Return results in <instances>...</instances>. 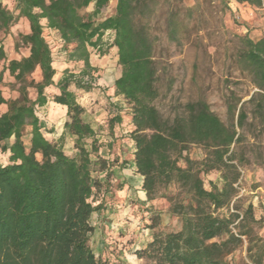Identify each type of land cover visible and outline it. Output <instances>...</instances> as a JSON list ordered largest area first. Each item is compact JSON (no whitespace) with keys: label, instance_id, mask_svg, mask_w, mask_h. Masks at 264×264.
I'll return each mask as SVG.
<instances>
[{"label":"trees","instance_id":"1","mask_svg":"<svg viewBox=\"0 0 264 264\" xmlns=\"http://www.w3.org/2000/svg\"><path fill=\"white\" fill-rule=\"evenodd\" d=\"M11 1V7L0 2V34L3 38L23 20L28 31L14 36L13 49L25 47L28 54L6 58L0 38V83L7 74L17 93L6 98L0 91V105H5L0 113V264H123L111 254L114 248L96 256L89 239L92 215L124 201L129 186L117 180L114 169L129 163L142 179L145 199L131 204L128 214L150 219L144 225L149 239L136 250L138 258L148 264H233L229 255L247 237L242 264H264V242L253 240L251 227L262 218L238 197L247 161L239 152L245 138L239 131L248 114L261 120L264 133V34L239 37L236 63L248 74L253 92L246 100L227 98L229 124L203 100L187 102L182 112L163 118L154 104L159 95L154 40L142 21L159 0H115L112 14L100 20L109 0ZM233 1L264 10V0ZM91 4V12H82ZM45 30L57 35L65 62L81 63V77L71 73L69 64L54 60ZM107 30L113 38L105 47ZM171 31L175 36L176 29ZM110 47L120 68L111 96L125 106L108 103L107 118L94 128L82 118L78 91L93 88L83 80L93 70L91 50L105 54ZM51 105L65 108L57 140L48 138L53 130L38 114ZM65 134L72 137V154L64 151ZM190 144L203 149V158H190ZM211 172L219 174L216 181L206 178ZM170 184L176 192L165 193ZM158 198L180 219L178 230H162L153 209Z\"/></svg>","mask_w":264,"mask_h":264},{"label":"rangeland","instance_id":"2","mask_svg":"<svg viewBox=\"0 0 264 264\" xmlns=\"http://www.w3.org/2000/svg\"><path fill=\"white\" fill-rule=\"evenodd\" d=\"M114 5L115 0H109L97 19L112 14ZM8 6H13V3ZM92 9L91 4L82 12H91ZM142 21L148 23L154 40V56L159 76V95L154 104L162 117L172 118L182 112L187 102L203 100L223 122L229 124L227 98L246 100L253 92L248 74L241 72L236 63L239 37L248 33L251 38L257 39L264 34V10L238 4L233 0H159L154 11L143 16ZM25 28L24 21L19 20L10 29L12 38L18 32H24ZM173 28L176 29V34L172 37ZM44 34L54 46V60L72 67V63L65 62L66 54L59 49L57 35L49 30H45ZM0 38L4 39L1 34ZM112 38L113 32L107 30L103 35L105 47ZM26 52L25 47L14 51L13 41L5 44L6 58L23 56ZM90 64L93 70L83 80L93 88L89 92L78 91V101L85 108L82 118L95 128L107 118L108 103L117 102L121 106L125 104L121 98L111 96L112 83L120 72L115 47L108 48L105 54L91 50ZM81 69V63H77L72 67L71 73L81 77ZM33 76L37 77V74ZM9 80L8 75L4 74L0 83V91L6 98L17 95L11 89ZM30 93L33 95L32 90ZM249 110L250 106L247 107V111ZM38 114L47 122V127L53 130L48 136L57 140L63 132V122L66 119L64 111L57 110L52 116L47 108ZM260 130L261 120L248 114L244 129L239 131L245 136L239 145V152L244 153L247 161L241 168L238 197L241 205L251 203L255 207L256 216L262 218L251 227L253 240L264 242V133ZM28 139L29 135H24L26 146ZM64 151L67 154L73 153L72 137L69 134L64 135ZM187 152L194 160H200L204 156L203 149L197 144H190ZM0 160H3L1 154ZM114 174L118 181L129 186L124 194L125 199L118 207L107 210L101 216L92 215L94 231L89 244L96 256L106 251L105 249L114 248L111 254L116 255L117 260L123 264H148L136 256V250L146 246L150 233L144 225L150 223V219L147 216L140 221L128 214L131 204L145 199L140 189L142 179L135 173L131 163L125 169H114ZM218 176L217 172H211L206 178L216 181ZM164 192H176L175 185L170 184ZM153 209L160 216L163 231H176L180 228V219L168 213V202L164 198L154 200ZM247 245V237H241L239 246L228 259L233 264L246 262Z\"/></svg>","mask_w":264,"mask_h":264},{"label":"crops","instance_id":"3","mask_svg":"<svg viewBox=\"0 0 264 264\" xmlns=\"http://www.w3.org/2000/svg\"><path fill=\"white\" fill-rule=\"evenodd\" d=\"M1 3H4V4H8V5H11L12 2H9V0H0ZM20 21H23V20H20ZM28 31V27L26 25V28L24 29V32H27ZM13 33H8L7 35L4 36V39L2 40V44H3V47H4V50H5V44L6 43H12L13 41ZM28 54V50L27 52L24 54V55H27ZM20 57V56H19ZM19 57H14L16 59H18ZM14 97V96H13ZM48 110L50 111V114L53 116L55 114V112L57 110H61V111H64V115H65V108L62 107V106H49L48 107ZM3 111H5V105L4 104H1L0 105V113H2ZM65 121V120H64ZM90 124V123H89ZM91 125V124H90ZM92 126V125H91ZM93 127V126H92ZM47 135H50V133H47ZM49 139L52 140V138H50V136H48ZM132 148V146H131Z\"/></svg>","mask_w":264,"mask_h":264}]
</instances>
